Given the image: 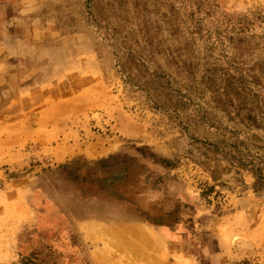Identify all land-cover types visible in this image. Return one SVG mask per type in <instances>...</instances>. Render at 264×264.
<instances>
[{
	"label": "rangeland",
	"instance_id": "rangeland-1",
	"mask_svg": "<svg viewBox=\"0 0 264 264\" xmlns=\"http://www.w3.org/2000/svg\"><path fill=\"white\" fill-rule=\"evenodd\" d=\"M259 166L264 0H0V264H264Z\"/></svg>",
	"mask_w": 264,
	"mask_h": 264
},
{
	"label": "trees",
	"instance_id": "trees-1",
	"mask_svg": "<svg viewBox=\"0 0 264 264\" xmlns=\"http://www.w3.org/2000/svg\"><path fill=\"white\" fill-rule=\"evenodd\" d=\"M118 158V157H117ZM117 158H114V157H107V158H103V159H100L97 164L101 167V172L102 173H106L107 172V169H111V168H114V167H117L121 164H126L127 162L130 161V158L128 159H117ZM249 163H241L243 166H247L248 164L249 165H252L253 168H254V162L253 161H248ZM253 174L255 175L256 179H257V183H260L259 185H262L264 184V172H263V168H261L260 166L257 167L254 171H253Z\"/></svg>",
	"mask_w": 264,
	"mask_h": 264
}]
</instances>
